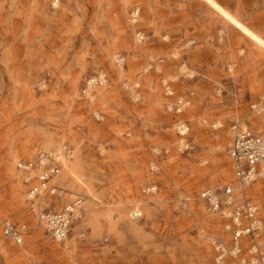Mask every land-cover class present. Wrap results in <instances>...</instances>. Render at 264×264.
I'll list each match as a JSON object with an SVG mask.
<instances>
[{
	"label": "rangeland",
	"instance_id": "obj_1",
	"mask_svg": "<svg viewBox=\"0 0 264 264\" xmlns=\"http://www.w3.org/2000/svg\"><path fill=\"white\" fill-rule=\"evenodd\" d=\"M96 75L106 81L88 100L82 86ZM163 79L190 94L182 114L167 111ZM260 97L264 0H0V217L28 228L20 245L0 230V264H213V240L228 237L199 192L234 181L231 121L264 136V114L249 109ZM179 118L190 126L185 152ZM54 143L73 167L54 181L95 217L85 210L65 243L38 223L16 165ZM149 183L156 192L143 194ZM260 183L245 189L258 202Z\"/></svg>",
	"mask_w": 264,
	"mask_h": 264
},
{
	"label": "built area",
	"instance_id": "obj_2",
	"mask_svg": "<svg viewBox=\"0 0 264 264\" xmlns=\"http://www.w3.org/2000/svg\"><path fill=\"white\" fill-rule=\"evenodd\" d=\"M140 9L134 7L130 13L132 23H137ZM138 42H142L144 34H135ZM117 66L123 65V58L113 59ZM105 75L88 77L83 86L82 94L88 100L94 88L103 85ZM164 94L173 101L166 105L167 111L180 115L191 105L188 95L175 96L170 82L162 80ZM131 93H136V87L128 83L125 85ZM133 86H136L133 85ZM251 113L264 114V97L249 105ZM212 128H220L219 121L214 122ZM231 143L228 147V157L231 161L234 181L219 188H204L199 192L205 210L218 216L228 242L215 239L212 245L215 250L213 264H264V199L261 202L253 200L245 193V189L257 180H264V136H261L245 122L233 120L229 124ZM178 137L177 149L180 152L190 150V126L188 122L179 118L173 125ZM66 151V153H65ZM66 156L70 150L64 148ZM17 168L23 173V181L28 188L25 192L30 209L34 212L38 223L55 241L65 243L73 233V229L84 215L83 198L73 196L66 199V190L59 186L54 179L60 174L62 166L58 159L45 152H39L35 158L17 161ZM149 170L158 171L154 162H150ZM157 185L149 183L142 187L143 194L155 193ZM131 220L142 217V211L131 209L128 212ZM0 230L4 240L16 245L23 243L28 228L24 222L15 221L10 217H0ZM244 238L247 241L244 242Z\"/></svg>",
	"mask_w": 264,
	"mask_h": 264
},
{
	"label": "bare ground",
	"instance_id": "obj_3",
	"mask_svg": "<svg viewBox=\"0 0 264 264\" xmlns=\"http://www.w3.org/2000/svg\"><path fill=\"white\" fill-rule=\"evenodd\" d=\"M47 143V142H46ZM58 143V142H57ZM50 144V143H49ZM48 146V145H47ZM54 146H55V143H54ZM53 146H51V148H52ZM50 148V149H51ZM53 151L51 152V154H53L57 159H60V163H61V166H62V170H64V171H69V172H71L72 170H73V167H71L72 165L70 164V162H69V160L67 159V158H65L64 157V155H63V153H62V151H61V149L60 148H58V146H55L53 149H52ZM75 166V165H74ZM75 168V167H74ZM62 170H61V172H62ZM74 170H76V169H74ZM75 171H73L72 173L73 174H75L74 173ZM65 174V173H64ZM66 175V174H65ZM78 175V174H77ZM68 176V175H67ZM66 176H64V175H62L61 176V173L55 178V180L57 179V180H61V179H63V181H65V178ZM65 178V179H64ZM62 181V180H61ZM62 181V182H63ZM73 181V180H72ZM82 181V180H81ZM78 182V181H77ZM58 183H60V182H58ZM57 183V184H58ZM72 183V182H71ZM64 184H65V182H64ZM70 184V183H69ZM74 184V183H73ZM72 185V184H71ZM70 185V186H71ZM75 188V187H74ZM91 197V196H90ZM89 198V197H88ZM90 200V199H89ZM86 210V212H87V217H88V219L89 220H93L95 217H94V208H92L91 206H87V208H84V211ZM110 213V212H109Z\"/></svg>",
	"mask_w": 264,
	"mask_h": 264
},
{
	"label": "crops",
	"instance_id": "obj_4",
	"mask_svg": "<svg viewBox=\"0 0 264 264\" xmlns=\"http://www.w3.org/2000/svg\"><path fill=\"white\" fill-rule=\"evenodd\" d=\"M225 22V21H224ZM244 36V35H243ZM245 37V36H244ZM223 38V37H222ZM246 38V37H245ZM248 39V38H247ZM220 40H222V39H220ZM262 97H260L259 99H257V100H254V101H251L250 102V104H252V103H256V102H258V101H260V99H261ZM262 183V184H264V180H257V181H255L254 183H252V184H255V183H257V184H259V183ZM260 183V184H261ZM247 196H249V195H247ZM252 199L254 200V198L252 197ZM258 202V201H257ZM259 202H261V201H259Z\"/></svg>",
	"mask_w": 264,
	"mask_h": 264
}]
</instances>
